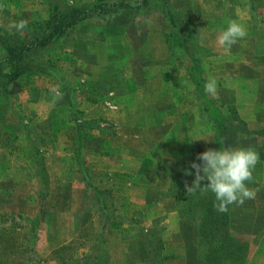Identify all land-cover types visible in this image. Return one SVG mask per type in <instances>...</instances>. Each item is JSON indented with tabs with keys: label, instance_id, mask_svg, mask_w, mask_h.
I'll use <instances>...</instances> for the list:
<instances>
[{
	"label": "rangeland",
	"instance_id": "rangeland-1",
	"mask_svg": "<svg viewBox=\"0 0 264 264\" xmlns=\"http://www.w3.org/2000/svg\"><path fill=\"white\" fill-rule=\"evenodd\" d=\"M116 1L0 83V264H264V160L226 211L186 187L209 148L264 156V0H0V27Z\"/></svg>",
	"mask_w": 264,
	"mask_h": 264
},
{
	"label": "clouds",
	"instance_id": "clouds-1",
	"mask_svg": "<svg viewBox=\"0 0 264 264\" xmlns=\"http://www.w3.org/2000/svg\"><path fill=\"white\" fill-rule=\"evenodd\" d=\"M22 21L20 26L23 27ZM247 35L246 26L237 20H230L226 28L217 37L219 45L229 50L239 39ZM217 80L213 77L205 83V91L215 95ZM259 153L252 147L209 148L198 154L199 163L193 161L195 179L188 191H211L214 194V206L219 211H226L232 203H243L245 198H252L255 191L245 183L251 180L253 169L259 160ZM186 173L191 174L188 169ZM201 181H207L202 185Z\"/></svg>",
	"mask_w": 264,
	"mask_h": 264
},
{
	"label": "trees",
	"instance_id": "trees-1",
	"mask_svg": "<svg viewBox=\"0 0 264 264\" xmlns=\"http://www.w3.org/2000/svg\"><path fill=\"white\" fill-rule=\"evenodd\" d=\"M148 3L149 0H141L139 8L145 7ZM128 8L130 5L123 1L97 3L93 6H80L62 11L54 7L51 16L36 25L29 35L8 32L0 27V45L5 50V55L0 60V83H13L20 76L29 72L35 64V61L32 60L34 55L48 46L57 44L69 29L82 21L114 15ZM170 38L176 45H179L181 40L179 36L170 34ZM262 148L261 152L264 150V144H262ZM260 159L264 160V156Z\"/></svg>",
	"mask_w": 264,
	"mask_h": 264
}]
</instances>
